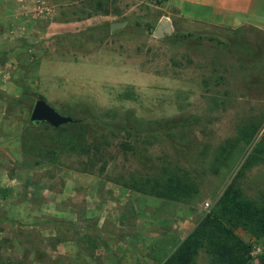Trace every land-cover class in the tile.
Segmentation results:
<instances>
[{
  "label": "rangeland",
  "instance_id": "374dc122",
  "mask_svg": "<svg viewBox=\"0 0 264 264\" xmlns=\"http://www.w3.org/2000/svg\"><path fill=\"white\" fill-rule=\"evenodd\" d=\"M177 1L0 0V264H164L233 181L264 203V31ZM39 97L78 121L30 123Z\"/></svg>",
  "mask_w": 264,
  "mask_h": 264
},
{
  "label": "trees",
  "instance_id": "16d2710c",
  "mask_svg": "<svg viewBox=\"0 0 264 264\" xmlns=\"http://www.w3.org/2000/svg\"><path fill=\"white\" fill-rule=\"evenodd\" d=\"M236 185L233 181L218 201L217 208L221 216L215 214L213 219H206L200 224L180 243L164 264H192L193 257L204 245L218 264H249L247 254L250 245L233 234L221 219L224 218L231 224L234 221H242L245 225L251 224L256 236L264 237V203L259 204L243 197ZM207 226L213 230L206 237Z\"/></svg>",
  "mask_w": 264,
  "mask_h": 264
},
{
  "label": "crops",
  "instance_id": "0c3cea01",
  "mask_svg": "<svg viewBox=\"0 0 264 264\" xmlns=\"http://www.w3.org/2000/svg\"><path fill=\"white\" fill-rule=\"evenodd\" d=\"M176 6L191 22L264 31V0H178Z\"/></svg>",
  "mask_w": 264,
  "mask_h": 264
},
{
  "label": "water",
  "instance_id": "95a60500",
  "mask_svg": "<svg viewBox=\"0 0 264 264\" xmlns=\"http://www.w3.org/2000/svg\"><path fill=\"white\" fill-rule=\"evenodd\" d=\"M125 24L126 21L112 22L111 29L122 27ZM172 32L173 28L168 17L162 16L153 30V35L156 38H164L171 35ZM77 121L78 120L76 118L58 111L43 97H39L35 100L31 114L29 116L30 123L46 122L54 129H59L63 125Z\"/></svg>",
  "mask_w": 264,
  "mask_h": 264
}]
</instances>
